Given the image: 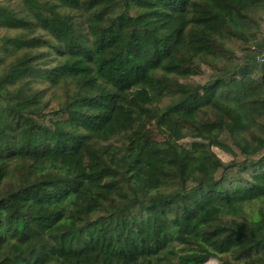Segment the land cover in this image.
Returning <instances> with one entry per match:
<instances>
[{
    "label": "trees",
    "instance_id": "obj_1",
    "mask_svg": "<svg viewBox=\"0 0 264 264\" xmlns=\"http://www.w3.org/2000/svg\"><path fill=\"white\" fill-rule=\"evenodd\" d=\"M263 16L1 0L0 264H264Z\"/></svg>",
    "mask_w": 264,
    "mask_h": 264
},
{
    "label": "rangeland",
    "instance_id": "obj_2",
    "mask_svg": "<svg viewBox=\"0 0 264 264\" xmlns=\"http://www.w3.org/2000/svg\"><path fill=\"white\" fill-rule=\"evenodd\" d=\"M260 46H261V50L263 51L262 53H259L258 49H257ZM247 47H249V49H251L252 55H256V58H255L257 60L256 62H259L258 68L262 69V66H264V62L258 60V57L261 56L264 59V16L262 17L261 23L259 22V31H258V35H257V40L254 43L249 44V46H247ZM253 47L256 48V51L253 50ZM249 55L251 56V53L248 51L239 52L237 54V57L240 60V64L245 65ZM259 59H260V57H259ZM259 71H260V73H259V76H260L262 74V72H261V70H259ZM210 73H211V71H210L209 67L205 66L204 67V74L201 76H197V77L192 78V81L195 83L203 85L208 81ZM188 142H190V141L189 140L185 141V143H188ZM214 152L218 155V157L225 164H228L231 162L232 156L229 153H226V152H224L218 148H214ZM207 264H220V261L213 259V260H210Z\"/></svg>",
    "mask_w": 264,
    "mask_h": 264
},
{
    "label": "built area",
    "instance_id": "obj_3",
    "mask_svg": "<svg viewBox=\"0 0 264 264\" xmlns=\"http://www.w3.org/2000/svg\"><path fill=\"white\" fill-rule=\"evenodd\" d=\"M253 50H254V51H256V48H255V47H253ZM259 57H260V59H259ZM259 57H258V60H260V61L264 62V59H263L261 56H259Z\"/></svg>",
    "mask_w": 264,
    "mask_h": 264
},
{
    "label": "crops",
    "instance_id": "obj_4",
    "mask_svg": "<svg viewBox=\"0 0 264 264\" xmlns=\"http://www.w3.org/2000/svg\"><path fill=\"white\" fill-rule=\"evenodd\" d=\"M1 1V0H0Z\"/></svg>",
    "mask_w": 264,
    "mask_h": 264
}]
</instances>
